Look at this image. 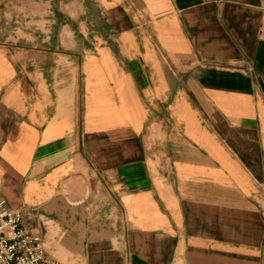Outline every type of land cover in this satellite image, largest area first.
Listing matches in <instances>:
<instances>
[{
  "label": "crops",
  "instance_id": "1",
  "mask_svg": "<svg viewBox=\"0 0 264 264\" xmlns=\"http://www.w3.org/2000/svg\"><path fill=\"white\" fill-rule=\"evenodd\" d=\"M264 0H0V199L60 264H264Z\"/></svg>",
  "mask_w": 264,
  "mask_h": 264
},
{
  "label": "built area",
  "instance_id": "2",
  "mask_svg": "<svg viewBox=\"0 0 264 264\" xmlns=\"http://www.w3.org/2000/svg\"><path fill=\"white\" fill-rule=\"evenodd\" d=\"M259 34L264 39V20ZM0 264H60L47 255L42 237L25 227L22 211L5 199H0Z\"/></svg>",
  "mask_w": 264,
  "mask_h": 264
}]
</instances>
